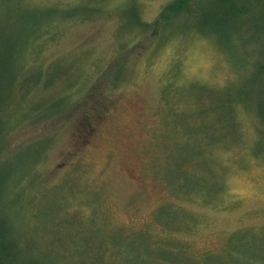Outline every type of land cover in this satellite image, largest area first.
<instances>
[{
	"label": "rangeland",
	"instance_id": "obj_1",
	"mask_svg": "<svg viewBox=\"0 0 264 264\" xmlns=\"http://www.w3.org/2000/svg\"><path fill=\"white\" fill-rule=\"evenodd\" d=\"M172 1L0 0L11 264H264V0Z\"/></svg>",
	"mask_w": 264,
	"mask_h": 264
},
{
	"label": "trees",
	"instance_id": "obj_2",
	"mask_svg": "<svg viewBox=\"0 0 264 264\" xmlns=\"http://www.w3.org/2000/svg\"><path fill=\"white\" fill-rule=\"evenodd\" d=\"M188 2H189V0H174L170 4L168 3V5H166L164 7L162 13L167 12L168 14H170V13L174 14L175 18L181 19V21L184 18H186L187 16H194L195 14L192 11H190L188 8H186V6H187L186 4ZM227 4L229 6L232 5L231 2H227ZM14 7L15 6L12 4L8 5L9 9H13ZM215 9L212 10V11H214V12H212L213 15L208 14L211 11L210 10L209 12L205 13V15H203V16L211 15L210 18H213V17H217V15L215 13H221V12L228 11V10H226V8H224V9L222 8V10H224V11H222V10L219 11L220 8H218V10H215ZM40 13L41 14H39V15H34V14H36V12H34L32 14L31 13L27 14L24 12V16H28L29 21H32L31 24L33 26V24L36 23V21H33L34 19L37 21H40V20L45 21V10L41 11ZM170 19H171L170 16H163V14H161V18H159L157 23H156V28H158V25L161 22H163L162 24H164V26L170 25V22H171ZM27 20L28 19H24L23 22L25 23ZM137 23H138V20L136 21L135 26H137ZM9 25L10 24H7V26H6L5 24H3V26H1L0 28H3V29H1V31H5L6 28H7V31L17 30V34L14 37H15V40L18 41L16 48L19 46V49L17 50V56L14 57L13 61H14V63H17V64L20 63V67H21L23 64L20 62L21 61V54H22V51L20 50V48L22 47L23 44H27V42L31 38L30 34L33 31H34L33 35H36V31L38 30L39 23H36L33 28H32V26L27 27V25L25 27H20L21 26L20 25L19 28H15V27L9 26ZM31 28H32V30L29 33V30ZM4 66H5L4 65V58L2 59L0 57V68H4ZM56 71H59V70H53L51 72V78L49 80L47 88H50L53 85L52 82L60 79L61 77H62V79L68 77V76L64 77V75H63L64 73L57 75V74H55ZM23 73H24V69H22V68L19 69V67L17 66L15 74L13 72L11 74H8V72H6L5 74L1 72L0 73V81H1V79L5 78L8 82L7 84L9 87L13 86L14 79H16L14 87L21 88V87H23L24 84H27V83L30 85L29 87H32V88H36L37 85L39 86V84L41 82V74H40V78H38V77L32 78V77H30V74L27 75V74H25V73L23 74ZM26 80L30 81V82L25 83L24 81H26ZM0 87H1V84H0ZM28 88L24 91V93L22 92L24 96L27 94ZM47 88H45V89H47ZM0 92H1V88H0ZM48 98H50V97H48ZM64 100L65 99L59 100V98H58L56 100L49 101L50 104H53V105H50V107H48L47 110H50V108H51V109H56V111L51 110L52 112H48L46 117H50L51 115H55V114L61 112V110L63 109V107L65 105ZM57 101L59 102V104H56L54 106V103ZM49 102L47 104H49ZM5 220L0 218V264H11L12 262H17L16 261V258H17L16 257V252H17L16 251V243H15L14 239L11 237V231L10 230L13 227L10 224V222H8L7 220L5 221Z\"/></svg>",
	"mask_w": 264,
	"mask_h": 264
}]
</instances>
